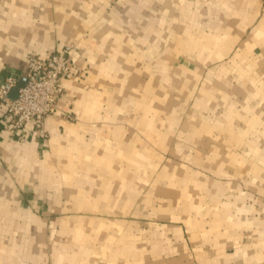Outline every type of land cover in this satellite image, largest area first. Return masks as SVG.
<instances>
[{
    "label": "crops",
    "instance_id": "1",
    "mask_svg": "<svg viewBox=\"0 0 264 264\" xmlns=\"http://www.w3.org/2000/svg\"><path fill=\"white\" fill-rule=\"evenodd\" d=\"M149 1L155 2L154 13L149 19L150 23H154V40H162L164 36L169 39V55L178 53L177 46L186 51L189 49V54L197 46V56L203 55L204 62L207 61L210 65L218 62L220 70L242 71L252 81L249 90L255 86L254 82L256 87L264 88V80L261 81L260 76L253 73L262 72L261 75L264 76V0ZM147 4L148 0H0V85H5L7 76L18 79L25 77L26 54L46 57L59 51L70 40L82 42L80 54L75 56L76 74L62 80L64 93L54 112L46 118V137L40 136L31 128H28L23 137L11 135L5 130V112L0 104V200L17 197L21 203L27 193L21 190L20 184L50 182L52 161L73 158L77 182L75 191H70L74 193V208L77 210L73 215L81 216L80 223L75 225V230L79 232L77 245L83 247L84 243H88V231H94V234L101 230L106 232L107 238H102V234L100 237L90 238L92 247L105 246L107 250L101 252V256L114 258L117 253L124 260L131 256L130 246H138L130 237L127 226L135 222L128 215L138 216L131 213H140L139 210L145 206L157 203L156 214L178 218L182 211L176 209L175 200H182V207L184 204L189 209L194 207L190 202L194 196V183L182 179L180 164L176 161L164 162L154 155H149L148 158L146 151L150 146L149 149L137 144L132 146L123 127L109 124V121L124 119L125 107L128 108L131 101L126 89L132 84L131 78L126 80L122 77L131 60L128 46L123 43L127 36L124 33L127 30L125 24L131 21L140 23L137 33L141 43H144L147 37ZM118 7L122 8L116 12ZM183 13L185 14L182 15ZM180 23L200 25L190 28ZM164 25H170V28L165 29V35ZM149 51L150 49L147 52ZM155 54L158 55L156 52ZM162 55L159 54L154 59L156 71L179 69L178 59L174 58V63L165 65ZM165 59L168 60V57L165 56ZM175 63L177 66H173ZM192 67L188 66L187 69H199ZM246 71L251 74H246ZM109 87L117 89L108 90ZM174 101L175 99L170 98L172 105ZM141 102L140 98L133 99L139 113L136 126L140 133L145 129L156 128L154 143L156 146H163V136H166L168 143L171 129L177 121L176 110L172 107V111L159 114L150 107L148 111L141 112ZM104 104L105 112L102 111ZM143 104L146 109V100ZM234 108L237 111L229 108L226 114L244 119L247 116L238 112L242 111L250 113L252 120L258 118V111L252 105L242 104L241 108ZM63 111L73 114L74 118L63 115ZM106 125L108 135L104 136L101 132ZM199 125L201 127L203 124L199 122ZM161 126L165 131L157 130ZM207 126L205 125L206 128ZM225 126L232 137L229 130L231 126ZM249 147L254 157V152L259 149H255L257 146ZM116 154L123 157L114 163L111 156ZM253 157L250 162V184L258 203L259 193L264 192V186L260 189L258 185L264 184V172L259 169V156L256 159ZM220 159L221 157L219 164ZM67 162L70 164V160ZM151 169L157 172L158 181L147 185L151 183L146 172ZM66 173L62 172L64 179ZM15 184L19 185L15 187ZM148 190L160 195V201H154L156 196L145 195L141 204L133 206L142 192ZM222 193L225 195L224 201L213 214L212 222H198L202 227L200 237L203 242L210 249L216 248L211 249L210 254L202 257L199 263L264 264V202H259V207L254 204L242 206V193ZM227 198L233 201L227 202ZM4 207H0V231L9 222L14 221L26 228V221L35 220L33 215L36 214L27 205ZM180 220L188 225L187 234H190V228L194 227L191 218L184 216ZM208 225L212 227L208 229ZM47 227L43 223L41 229L46 230ZM58 227L60 230L70 229L65 222L58 223ZM109 232L122 233V240L108 237ZM189 234L188 239L194 240V236ZM193 235H196L195 228ZM61 241L63 240H59L60 245ZM141 262L136 259L124 263ZM51 263L98 264L99 260L88 262L79 250L76 252L69 249L58 250L51 260L45 254L44 240L22 237L5 241L0 236V264ZM112 263L111 260L106 262Z\"/></svg>",
    "mask_w": 264,
    "mask_h": 264
},
{
    "label": "rangeland",
    "instance_id": "2",
    "mask_svg": "<svg viewBox=\"0 0 264 264\" xmlns=\"http://www.w3.org/2000/svg\"><path fill=\"white\" fill-rule=\"evenodd\" d=\"M113 1L118 2L119 0ZM121 8L118 7L115 11L117 12ZM154 10L155 2L148 0L147 37L144 43H141L137 33V27L140 26V23L131 21V23L125 24L128 31L124 30L127 36L123 39V43L128 46L131 60L129 68L123 72L122 77L124 76L126 80L131 78V86L126 88L128 95L131 96V101L128 108L125 107L124 119L114 120V122L109 121V124L114 126L117 124L123 127L132 146L137 144L138 146H147L148 149V146H150V149L146 151L148 158L149 155L151 157L154 155L164 162L176 161L180 164L182 179L194 183V196L190 199L194 207L189 209L186 204L182 207L184 202L175 200L176 209L182 211L178 218L156 214L157 203L145 206V208L139 210L140 213L132 212L131 214L138 216L128 215L127 217L133 219L135 223L132 222L127 227H129L131 239L141 247L137 248L138 246L132 244L130 246L131 256L130 258L125 257V260L117 253L114 258L101 256V252L107 250V248L102 245L92 247L90 238H96L98 235L100 237L102 234L101 237L106 239V232L100 230L99 232L95 231L93 234L94 231H88V243H84L83 247L77 245L76 238H78L79 232L75 230V225L80 223L81 219L79 217L81 216L73 215L77 210L74 208V193L70 192L71 190L74 192L75 185H77L75 181L76 167L73 158H67L70 160V164L67 162L69 160L61 161L62 159H59L58 161H52L50 182L36 181L20 185L15 184V187L19 185L21 190L27 193L24 196L25 199H21V203L19 198L17 200V197L0 200V207L2 208H5L4 206L27 205L36 214L33 215L35 220L26 221V228L14 223V221L7 223L6 226L4 225V229H1L2 232L0 231L3 240H17L22 237L32 240H44L45 254L51 260L54 259L58 250L69 249L76 252L79 250L88 262L99 260L98 264H106L109 260L113 262L112 264H119V262L124 263L128 260L133 262L136 259L141 260V264H155V260L157 264H201L199 263L201 258L208 256L212 251L211 249L216 248L210 249V246L203 242L200 237L203 233L202 227L199 226L198 222L201 223L203 220L209 223L212 222L213 214L217 212L220 204L224 201L223 196L225 195L222 191L242 193V206L254 204L259 207L258 203L264 202V192H260L257 198L258 203H256V194L250 184V173H252L250 162L253 156L249 147L257 146L255 149H259V151L254 152L255 156L253 158L256 159L259 156V169L264 172V97H262L264 96V88L256 87L254 82L255 86L253 85V89L249 90L252 81L246 78L242 71L220 70L218 62L211 65L207 61L204 62L203 55L197 56L199 50L197 46H195V50L192 49L194 51L190 54L187 52L189 49L186 51L181 46H177L178 53L169 55V52H171L169 39L164 36L162 40H154V29H152L154 23L149 22ZM180 25H185V23H180ZM199 25L190 23L185 26L195 28ZM168 27L170 28V25H164V35L167 34L165 29ZM204 27L206 31V25ZM81 46L82 42L75 39L66 42L62 48L68 47L71 49L75 59L76 54H80ZM149 49L150 51L147 52ZM143 50H145L144 53ZM155 52L158 55L163 54L165 65L174 63V58L178 59L179 69L156 71L154 69L156 64L154 59L156 60L159 56H156ZM30 54L34 53L26 54V60ZM165 56L168 57V60L165 59ZM173 66H177L176 63ZM188 66L198 67L199 69H192V67V70H190L187 69ZM253 73L260 76L261 81L264 80V76L261 75L262 72L255 71ZM246 74L251 73L246 71ZM107 89L117 88L109 87ZM137 98L142 99L141 112L148 111L151 107L159 114H165L172 111V107L175 108L177 121L171 129L168 143L164 135L163 146L155 145L154 130L156 128L145 129L144 132L142 131L143 133L139 132L136 126V122H138L136 118L139 116L138 108L133 104V99L137 100ZM143 98L146 100V109ZM170 98L175 99L173 105L170 103ZM242 104L254 106L255 110L258 111V118L252 120L250 113L242 111L238 112L247 116L244 119L226 114L229 108L236 110L234 107L241 108ZM102 111H106V104H104ZM71 115L74 118L73 114ZM73 120L75 121V119ZM199 122L203 124L201 127ZM106 124H108V121H106ZM226 124L231 126L229 130L233 134L232 137L226 131ZM205 125H208L207 128ZM107 128V125L103 127L102 135H108ZM157 130L165 131V128L161 126L157 127ZM227 139L229 140L227 141ZM122 157L121 154H116L111 156V159L115 163ZM219 157H221L220 164L218 163ZM62 172H67L65 179ZM156 173L154 169L146 172L147 177H149L148 181L151 183L147 185L156 184L158 181ZM115 182H118L117 177ZM258 185L260 189L261 186H264L262 183H258ZM3 189L7 190V188ZM145 195L156 196L154 201H160L161 199V196L155 191L148 190L142 192V196L134 201L133 206L141 204ZM226 201L233 200L227 198ZM232 206H234V203ZM189 212H191V215ZM184 216L191 218L193 221L194 227L190 228V234L194 236V240L188 239V225L180 220ZM259 216L262 220L261 214ZM61 222L69 225L70 229L60 230L58 223ZM31 223H35V225ZM43 223L48 225L46 230L41 229ZM211 227L210 225L207 226L208 229ZM194 228L196 235H193ZM84 233L83 231V235ZM108 237L119 240L123 238V234L109 232ZM60 239L63 240L61 245L59 243Z\"/></svg>",
    "mask_w": 264,
    "mask_h": 264
},
{
    "label": "built area",
    "instance_id": "3",
    "mask_svg": "<svg viewBox=\"0 0 264 264\" xmlns=\"http://www.w3.org/2000/svg\"><path fill=\"white\" fill-rule=\"evenodd\" d=\"M76 74L72 50L61 48L46 57L34 54L27 56L26 82L18 88V95L12 99L9 90L18 78L7 76L5 85H0V104L4 108L5 130L11 135L23 137L28 128L46 137V118L55 110L64 88L62 80ZM71 118L66 111L61 112Z\"/></svg>",
    "mask_w": 264,
    "mask_h": 264
},
{
    "label": "water",
    "instance_id": "4",
    "mask_svg": "<svg viewBox=\"0 0 264 264\" xmlns=\"http://www.w3.org/2000/svg\"><path fill=\"white\" fill-rule=\"evenodd\" d=\"M25 82H26L25 77H22L21 79H19L18 82L10 88L8 96L12 99L16 98L18 95V88L23 86Z\"/></svg>",
    "mask_w": 264,
    "mask_h": 264
}]
</instances>
